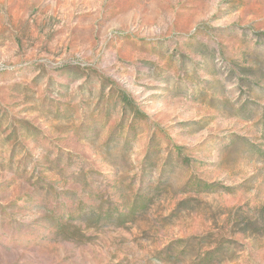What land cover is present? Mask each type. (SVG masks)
Returning a JSON list of instances; mask_svg holds the SVG:
<instances>
[{"label":"rangeland","instance_id":"1","mask_svg":"<svg viewBox=\"0 0 264 264\" xmlns=\"http://www.w3.org/2000/svg\"><path fill=\"white\" fill-rule=\"evenodd\" d=\"M0 264H264V0H0Z\"/></svg>","mask_w":264,"mask_h":264},{"label":"trees","instance_id":"2","mask_svg":"<svg viewBox=\"0 0 264 264\" xmlns=\"http://www.w3.org/2000/svg\"><path fill=\"white\" fill-rule=\"evenodd\" d=\"M121 100L124 109L126 110L128 109L133 114L140 113L137 107L135 106L134 102H132L129 96H127L125 93L121 94ZM197 186L209 190L212 189L213 183L197 181ZM148 197H149V193L141 192V190H139L133 195L130 205H128V207L125 206L123 210H120L118 206L115 205L111 206L110 204L111 202H108V204L106 203L105 205H101V206L97 204L92 205L88 208V210H83L81 206H78L77 212H75V214L73 215L69 214V217H72L71 219L75 221L77 219L76 217H78L79 221H85V220L87 221L103 220L105 222L120 221L123 217L131 216L133 214H137L145 211L150 205V199ZM57 222H58V226L60 227L59 230L64 234H68V233L75 234L76 231H78L77 228L61 226L59 225L58 220ZM206 252H207L206 257L211 259L213 257V250L209 249L206 250Z\"/></svg>","mask_w":264,"mask_h":264}]
</instances>
